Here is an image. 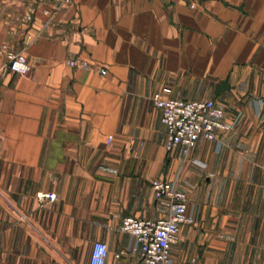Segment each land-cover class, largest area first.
<instances>
[{
    "label": "crops",
    "instance_id": "1",
    "mask_svg": "<svg viewBox=\"0 0 264 264\" xmlns=\"http://www.w3.org/2000/svg\"><path fill=\"white\" fill-rule=\"evenodd\" d=\"M155 93L244 118L170 154ZM157 178L178 179L196 218L173 264H264V0H0V264H89L97 241L105 264H146L120 226L168 217Z\"/></svg>",
    "mask_w": 264,
    "mask_h": 264
},
{
    "label": "built area",
    "instance_id": "2",
    "mask_svg": "<svg viewBox=\"0 0 264 264\" xmlns=\"http://www.w3.org/2000/svg\"><path fill=\"white\" fill-rule=\"evenodd\" d=\"M54 10L58 11L70 4L72 0H52ZM194 8L195 6L192 5ZM45 14H52L51 10L45 9ZM31 20L32 15H27ZM33 37L26 36L29 44ZM6 48V46H4ZM5 56L10 71L28 76L32 67L24 50H11L6 48ZM71 67L88 68L92 64L86 60L72 57L68 59ZM97 67L103 75L106 68ZM153 102L162 111L161 121L166 127L165 147L170 154L181 152L184 156L196 147L201 138L219 142V134L229 129L236 128L244 118L243 112L239 111L229 121L224 108L214 99L184 100L165 98L161 93L153 95ZM112 136L109 137V140ZM155 197L157 200L167 198L170 204L168 217L158 219H144L127 216L123 219L120 230L130 234L135 241L133 249L140 248L141 257L146 264H173L171 256L172 246L178 242L183 225H194L196 218L190 208V199L184 191L178 188V179L157 178L152 181ZM41 198L56 200V193H38ZM109 253L108 244L97 241L94 244L89 264H105ZM122 253L116 254L120 257ZM196 258H191L187 264H195Z\"/></svg>",
    "mask_w": 264,
    "mask_h": 264
},
{
    "label": "water",
    "instance_id": "3",
    "mask_svg": "<svg viewBox=\"0 0 264 264\" xmlns=\"http://www.w3.org/2000/svg\"><path fill=\"white\" fill-rule=\"evenodd\" d=\"M228 88H229V86H228L227 80L221 81L217 86L216 95H215L214 99L216 98L217 95H220L223 91H225Z\"/></svg>",
    "mask_w": 264,
    "mask_h": 264
}]
</instances>
